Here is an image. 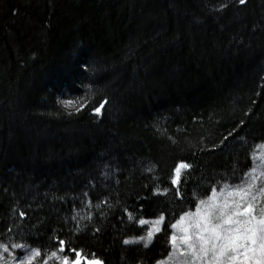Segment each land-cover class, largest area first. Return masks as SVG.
I'll return each mask as SVG.
<instances>
[{"label":"trees","instance_id":"16d2710c","mask_svg":"<svg viewBox=\"0 0 264 264\" xmlns=\"http://www.w3.org/2000/svg\"><path fill=\"white\" fill-rule=\"evenodd\" d=\"M262 144L264 0H0V244L16 260L157 264Z\"/></svg>","mask_w":264,"mask_h":264},{"label":"rangeland","instance_id":"374dc122","mask_svg":"<svg viewBox=\"0 0 264 264\" xmlns=\"http://www.w3.org/2000/svg\"><path fill=\"white\" fill-rule=\"evenodd\" d=\"M66 110L73 106L61 102ZM264 144L252 167L235 186L214 190L205 203L183 215L172 228V249L157 264H264ZM239 189H243L242 191ZM231 219L230 223L226 221ZM145 235L135 242L147 245L162 219L143 223ZM217 225H220L217 227ZM151 232L149 238L148 233ZM219 237V238H217ZM7 264H19L13 250L0 249Z\"/></svg>","mask_w":264,"mask_h":264},{"label":"snow or ice","instance_id":"6c2138e0","mask_svg":"<svg viewBox=\"0 0 264 264\" xmlns=\"http://www.w3.org/2000/svg\"><path fill=\"white\" fill-rule=\"evenodd\" d=\"M239 3L240 4H244V3H246V0H239ZM72 103H73L72 101H67L66 102V104H69V105L72 104ZM96 111H97V113H99L100 109L97 108ZM188 167H190V166L187 165V164H180L177 167L176 171H177V173H179L181 168H188ZM174 183H175V181H174ZM239 190L242 191L243 189H239ZM261 191H264V188H262ZM201 203H205V202L201 201ZM230 222H231V219L229 218V220L226 221V223H230ZM141 223H144V221H141ZM219 226L220 225H217V227H219ZM151 235H152L151 232H149L148 233L149 238L151 237ZM217 238H219V237H217ZM125 243H128V241H125ZM60 245H61L60 251L63 252L65 250V241L61 240L60 241ZM12 247L20 248V247H23V246L22 245H18V244H14V245H12ZM0 248H2L4 252L8 251V246L7 245L0 244ZM72 251L75 253V257H76V259L72 261V264H79V259L81 258L82 253L80 251H76L75 249H73ZM40 255H41V253H40L39 250H33L31 252V255L26 257L25 259H21L19 261V264H32L33 258L34 257H38ZM51 255H52V257H56L57 253L53 252ZM62 259L64 261V264H69V257L68 256H64V257H62ZM0 264H7V261L5 260V258H4V256L2 254H0ZM44 264H47V261H45ZM89 264H103V261L99 260L98 258H94V259L89 261Z\"/></svg>","mask_w":264,"mask_h":264}]
</instances>
